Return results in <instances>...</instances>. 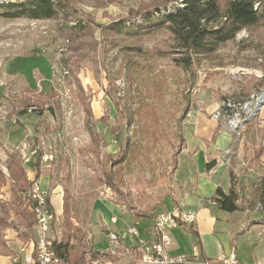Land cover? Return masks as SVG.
Masks as SVG:
<instances>
[{
	"label": "rangeland",
	"instance_id": "obj_1",
	"mask_svg": "<svg viewBox=\"0 0 264 264\" xmlns=\"http://www.w3.org/2000/svg\"><path fill=\"white\" fill-rule=\"evenodd\" d=\"M160 1L166 0H63L64 11L55 18L0 17V216L14 220L9 207L12 159L30 182L38 162L37 181L53 197L49 235H64L61 207L67 192V238L78 254L83 252V263L105 249L109 230L122 234L137 222L143 232L158 212L174 204L184 208L187 202L190 211L199 209L204 222L214 218L218 238L229 236L232 243L235 235L236 254L252 263L264 257V225L242 232L248 217L264 220L257 189L264 174L259 116L264 112V21L184 66L175 60L182 52L166 28L134 36L110 28L114 22L140 21V14ZM244 101L255 115L245 113L243 126L234 131L228 119L234 103ZM201 123H218L231 133L220 157L227 173L199 177L196 191L189 192L190 155L180 152L184 142L193 140L194 124ZM248 124L256 128L253 134ZM105 170L109 173L103 175ZM230 171L243 210L197 207L199 198L213 194L214 180L227 188ZM174 174L188 192L180 199ZM27 190L23 202L29 209ZM104 205L119 210L101 213L97 207ZM113 215L116 223L110 222ZM182 229L190 233L189 227ZM23 231L29 236L25 240L18 236ZM0 233L6 246L0 244L2 254L11 241L26 248L35 237V223L30 231L6 226ZM227 246L230 252L228 241ZM176 254L189 255L170 251ZM122 257H115V264Z\"/></svg>",
	"mask_w": 264,
	"mask_h": 264
},
{
	"label": "trees",
	"instance_id": "obj_2",
	"mask_svg": "<svg viewBox=\"0 0 264 264\" xmlns=\"http://www.w3.org/2000/svg\"><path fill=\"white\" fill-rule=\"evenodd\" d=\"M177 1V0H176ZM180 4L160 1L150 10L140 14V21L118 24L114 22L110 28L127 35H145L155 29L166 28L173 36L176 51L182 52L180 58L175 60L181 65H190L193 57L209 55L218 47L235 38L242 29L248 28L264 21V0H228L221 5L220 0H180ZM170 4V5H168ZM65 4L63 0H8L0 2V17L5 19H51L62 14ZM22 113V112H21ZM97 144L93 147H95ZM39 157V156H38ZM40 158V157H39ZM9 166L13 182L10 186L9 207L13 212L14 220L0 216V231L6 226L19 227L30 231L36 222L35 215L27 209L23 202V194L29 188L31 182L25 178L24 170L17 159H12ZM216 161L211 159L206 163V170H210ZM35 180L40 175V167L36 163ZM109 172L105 170L103 175ZM231 171L229 172L230 185L226 191L217 186L209 200L214 202L217 208L226 212L239 210L238 192L233 182ZM258 199L264 206V174L258 184ZM70 195L67 192L63 196L62 216L64 235L53 240L55 254L67 264H83L84 258L78 254L77 249L69 242L68 230L70 222ZM261 222V221H259ZM264 223V220L262 221ZM191 234H195L189 229ZM67 232V233H66ZM20 239H27V232L18 234ZM0 244L4 247V240ZM197 245H199L197 243ZM0 254H2L0 252Z\"/></svg>",
	"mask_w": 264,
	"mask_h": 264
},
{
	"label": "built area",
	"instance_id": "obj_3",
	"mask_svg": "<svg viewBox=\"0 0 264 264\" xmlns=\"http://www.w3.org/2000/svg\"><path fill=\"white\" fill-rule=\"evenodd\" d=\"M250 106L247 105V101L234 103L235 112L231 119H228V125L232 130L235 131L243 126L245 113L249 112ZM214 117L217 118L216 115ZM26 196L29 209L36 218V233L29 246L22 248L24 252L22 262L24 264H62L55 259L54 238L49 235L54 213L47 189L39 181L34 180ZM258 206H261V203ZM195 218L194 211L174 204L172 208L158 212L147 231L142 232L137 222L127 225L122 230V234L109 230L105 249H100L97 258L83 264H115L114 258L120 257L124 252L135 256V261L130 264H240L234 250L224 257L217 258H205L199 254L170 255L172 245L170 230L175 227H189ZM117 219L118 216L113 215L110 222L116 223ZM126 237L130 238L129 244L124 242ZM10 259L12 264L21 262L19 257Z\"/></svg>",
	"mask_w": 264,
	"mask_h": 264
},
{
	"label": "crops",
	"instance_id": "obj_4",
	"mask_svg": "<svg viewBox=\"0 0 264 264\" xmlns=\"http://www.w3.org/2000/svg\"><path fill=\"white\" fill-rule=\"evenodd\" d=\"M262 109V108H261ZM261 120H262V126L264 128V112L260 110L259 114ZM212 124H209L208 126L204 123L201 124H194L195 131L192 133L193 140L189 142H184V147L180 153H188L190 155L189 161L192 164V168L189 171L187 177L189 184H191V189L189 192H194L196 189H194V186L197 185V179L199 177L205 179L208 177V179L213 178L217 173L222 172L223 174L227 173V170L222 166L220 161H223V157L220 160L221 157V149L229 145V143L232 141L231 133L226 129V127L218 126V123L210 126ZM252 124L246 125V128L249 129L250 133L253 134V131L256 129L255 127L251 126ZM185 140V139H184ZM186 141V140H185ZM264 145V139L261 142ZM256 145V144H253ZM237 156L239 157L241 155V144H239L238 149H236ZM235 153V152H234ZM262 157V156H261ZM215 159L216 163L215 165L210 169L206 170V163L211 160ZM177 169V165L175 170ZM176 174V172H175ZM174 174V177H175ZM176 183L178 184L180 189L182 190L181 196L178 197L180 199L184 194L186 195L187 189L180 180L174 178ZM39 180V177L38 179ZM229 180V179H228ZM40 182V181H39ZM186 182V181H185ZM215 186L221 185L217 182V180H214ZM230 182L227 185V188L229 187ZM215 187V188H216ZM224 191L227 190V188L221 187ZM210 195L204 196L203 199H198L199 208L201 209H208V205L217 206L214 202L210 201L208 198ZM51 198V204H53V197ZM61 199V198H60ZM193 203L192 198L190 199V204ZM239 204V202H238ZM189 203H184V208L190 209L187 207ZM97 207V206H96ZM205 207V208H203ZM62 208V207H61ZM239 208L243 210V207L239 204ZM98 210L102 211L107 210L109 212H114L118 209V206L114 207L112 205H104L102 207L98 206ZM219 209V208H217ZM167 210V209H165ZM191 210V209H190ZM221 210V209H220ZM196 214L195 220L191 223L189 228L194 231V235L189 233L188 231H184V229L180 227H175L170 230V235L173 238L172 245L170 247V251L173 253H187L189 255L193 254H199L201 257L205 258H217V257H224L228 255L231 251H235L236 253V245L234 244V238L236 237L234 235L233 241L231 243L230 237L225 236L223 238H218L216 236L217 234V228L215 224L214 218L211 220H207L204 222V220L200 217V211L199 209L194 210ZM224 211V210H222ZM118 212V211H116ZM226 212V211H224ZM229 213V212H227ZM256 218L255 216L251 219L248 217V222L246 221V227L242 230V232L249 231V229L252 226H258V225H264V223ZM140 219V218H139ZM143 220V218L141 217ZM248 223V224H247ZM152 226V224H151ZM151 226L144 225V231H147ZM109 228V227H108ZM118 229V228H117ZM116 230V229H113ZM121 230V229H120ZM234 230V229H233ZM122 232V230L120 231ZM226 233H230V228L227 227ZM106 237V236H105ZM227 241L230 243V247L232 250L230 252H226L228 246ZM263 247L260 249L264 253V239H262ZM12 244L8 245V253L0 254V264H12L11 257H19L21 259L20 263H14V264H24L22 262V258L24 255V252L22 251V248H20L17 245V242H10ZM197 243L199 245H197ZM234 244V245H233ZM106 246V245H105ZM230 248V249H231ZM238 261L240 264H264V257H259V260L255 259L254 262L248 263L246 260H241L236 254ZM134 257V258H133ZM135 261V256L132 255H125L123 254V257L118 261V264H130ZM117 263V261H116ZM184 264V263H183ZM188 264V263H185Z\"/></svg>",
	"mask_w": 264,
	"mask_h": 264
},
{
	"label": "bare ground",
	"instance_id": "obj_5",
	"mask_svg": "<svg viewBox=\"0 0 264 264\" xmlns=\"http://www.w3.org/2000/svg\"><path fill=\"white\" fill-rule=\"evenodd\" d=\"M248 103H249V101H248ZM248 105V104H247ZM228 106H230L229 104H228ZM248 116H254L255 115V113H253V109L250 107L249 108V112H247L246 113ZM231 119V118H230ZM245 119H247V118H245ZM55 259H57L58 260V262L59 263H62V264H67V263H65L61 258H59L56 254H55Z\"/></svg>",
	"mask_w": 264,
	"mask_h": 264
}]
</instances>
